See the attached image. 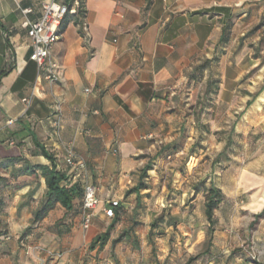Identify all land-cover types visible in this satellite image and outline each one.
<instances>
[{"label": "crops", "instance_id": "obj_1", "mask_svg": "<svg viewBox=\"0 0 264 264\" xmlns=\"http://www.w3.org/2000/svg\"><path fill=\"white\" fill-rule=\"evenodd\" d=\"M43 1L0 0V264H252L238 257L245 243L264 264V130L231 152L225 133L203 131L264 129V0H81L89 38L65 17L50 53L58 84L19 29ZM34 141L67 175L69 147L85 162L98 199L88 230L79 199L32 223L47 192L33 167H50ZM210 186L223 200L201 251Z\"/></svg>", "mask_w": 264, "mask_h": 264}, {"label": "built area", "instance_id": "obj_2", "mask_svg": "<svg viewBox=\"0 0 264 264\" xmlns=\"http://www.w3.org/2000/svg\"><path fill=\"white\" fill-rule=\"evenodd\" d=\"M81 10V0H69L68 2L65 0H45L41 3L40 17L32 21L26 18V16L32 13V7L30 6L21 10L24 19L21 21L19 29L25 32L26 37L30 41V59L35 63L38 74L50 84H58L63 80V73L60 66L50 60L52 48L60 39L61 24L68 15L79 16ZM79 18L77 28L83 41L87 42L89 38L88 27L82 17ZM85 92H89V90ZM22 102L28 107L30 99H23ZM48 120L52 128L53 136L59 137L62 127L60 109L57 108ZM11 123H13L11 120L7 122V124ZM85 133L90 134L89 131ZM7 144L13 147L15 141L9 140ZM64 164L72 171L73 179L80 180L83 184L81 228L83 231H86L91 225L94 211L98 205L95 187L88 181L85 162L75 154L72 147H69L66 151ZM117 205V201L111 202L109 207L104 209V214L107 217H113V208ZM252 258L256 261L255 257Z\"/></svg>", "mask_w": 264, "mask_h": 264}, {"label": "trees", "instance_id": "obj_3", "mask_svg": "<svg viewBox=\"0 0 264 264\" xmlns=\"http://www.w3.org/2000/svg\"><path fill=\"white\" fill-rule=\"evenodd\" d=\"M82 13L79 12V16L81 17ZM77 18V17H76ZM229 26L226 28L228 29ZM4 73L0 74V78ZM228 143L225 144V150L230 152L229 150V139ZM35 148L39 151L41 156L47 159L50 162V167H33V171L39 170L41 172V176L44 178L46 185V202L41 207V209L35 211L33 213L32 223L43 220L47 214L52 211L56 205H60L66 211H70L72 209V203L75 199H79L80 201V212L82 210V195H83V184L80 180L73 179V174H66L68 171H61L57 169L55 165V160L52 156H50L43 147L38 145L34 141ZM66 169H68L65 166ZM6 180L0 177V186L5 184ZM63 183L65 185L63 186ZM67 184V185H66ZM133 190L127 192V194H131ZM223 195L221 191L214 187L210 186L204 194V215L206 217V221L208 222V229L206 232V238L208 241H205L210 244V236L214 231V225L216 223L215 213L218 210L220 204L222 203ZM2 210V206L0 204V212ZM263 215V214H262ZM262 215L258 216L261 217ZM205 244V243H204ZM200 254L190 256L185 264H192L199 258ZM256 263V261H255Z\"/></svg>", "mask_w": 264, "mask_h": 264}, {"label": "rangeland", "instance_id": "obj_4", "mask_svg": "<svg viewBox=\"0 0 264 264\" xmlns=\"http://www.w3.org/2000/svg\"><path fill=\"white\" fill-rule=\"evenodd\" d=\"M262 23L264 24V21H262ZM263 130L264 129L256 128V129H251V131L248 132V133H244L243 131L235 132V130L233 128H230V127L229 128H225L223 130H219V131H217L216 129H211V128L203 129V131H205L204 134H206V136H208V137H210L212 135L213 136H216L217 133L218 134L219 133H225L226 134L224 136L225 139H229V141H230V143H229V150H230V152L232 151V148L234 146H235L236 150L237 149H240V147L242 148L244 142H246L245 141L246 138H248V137H251L252 138V141H257L262 136L261 132ZM203 136L205 137V135H203ZM233 137H234V139H233ZM215 139H216V137L213 140H215ZM226 143H228V140H226ZM201 145H204V144H201ZM190 152H194V149H191ZM2 221L3 220L0 219V229H2V226H3ZM0 233H3L2 230H0ZM206 241H208V238L206 239ZM206 247H208V243L205 242V244L203 245L201 251H204V249ZM236 250H237V252L238 251L240 252L239 255H238V257L242 259V263L243 262H246V263L256 264L255 263V260H253V258H252L253 255L250 253L249 248H248V246H247L246 243L244 244L243 249L242 248H238ZM37 252H38V250H37ZM187 258L188 257H185V259H187ZM228 258L231 261V259L234 258V257H228Z\"/></svg>", "mask_w": 264, "mask_h": 264}]
</instances>
